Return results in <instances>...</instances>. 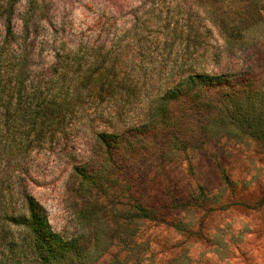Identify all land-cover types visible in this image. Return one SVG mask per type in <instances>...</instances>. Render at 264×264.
Segmentation results:
<instances>
[{"label": "rangeland", "instance_id": "1", "mask_svg": "<svg viewBox=\"0 0 264 264\" xmlns=\"http://www.w3.org/2000/svg\"><path fill=\"white\" fill-rule=\"evenodd\" d=\"M7 25L32 86L55 92L75 77L55 64L81 55L105 65L115 57V74L128 80L85 92L41 149L17 157L51 230L74 244L68 264H264V117L262 132L247 127L251 113L242 124L214 125L196 149L163 158L144 151L124 167L99 162L96 140L144 123L152 102L188 73L236 85L250 70L264 92V0H0V45ZM223 27L257 47L227 46ZM8 158L2 150L1 180ZM6 255L0 246V264Z\"/></svg>", "mask_w": 264, "mask_h": 264}, {"label": "trees", "instance_id": "2", "mask_svg": "<svg viewBox=\"0 0 264 264\" xmlns=\"http://www.w3.org/2000/svg\"><path fill=\"white\" fill-rule=\"evenodd\" d=\"M222 30L229 47H257V42L248 36L235 39L234 34L239 32L236 28ZM11 31L7 25L0 45V141H4L0 143V152L6 151L11 165L7 177L0 179V246L7 249L5 264H68L73 262L70 255L74 244L62 241L51 230L45 210L27 190L24 172L16 169L17 157L41 149L61 128V123L84 105L85 92H112L120 86L125 88L128 80L115 74V57L105 65L108 59L97 58L88 63L81 55L74 60H68V56L61 58L55 64L75 74L63 78L66 84L55 92L44 85L32 86L28 57L13 49ZM82 70L84 76L79 75ZM235 80L236 85H232L233 80L222 75L180 76L152 102L144 123L119 134L97 133V159L102 162L109 158L124 167L139 161L144 151L156 152L158 158H163L171 152L193 150L206 140L214 125L223 128L242 124L251 113L254 123L247 127L257 125L252 129L262 132L259 124L264 113L262 108L257 109L264 102L262 77L249 70ZM79 174L88 178L89 168L83 167ZM4 185L7 197L2 195ZM141 211L145 214L142 207Z\"/></svg>", "mask_w": 264, "mask_h": 264}]
</instances>
